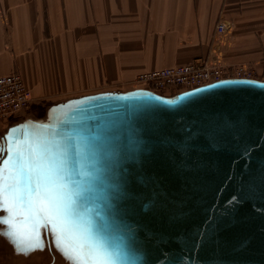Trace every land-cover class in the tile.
<instances>
[{
	"label": "water",
	"instance_id": "1",
	"mask_svg": "<svg viewBox=\"0 0 264 264\" xmlns=\"http://www.w3.org/2000/svg\"><path fill=\"white\" fill-rule=\"evenodd\" d=\"M29 122L74 137L79 211L120 264H264L263 79L70 97L0 145ZM42 239L70 264L50 229Z\"/></svg>",
	"mask_w": 264,
	"mask_h": 264
},
{
	"label": "crops",
	"instance_id": "2",
	"mask_svg": "<svg viewBox=\"0 0 264 264\" xmlns=\"http://www.w3.org/2000/svg\"><path fill=\"white\" fill-rule=\"evenodd\" d=\"M198 59L264 80V0H0V76L22 75L34 98L24 111Z\"/></svg>",
	"mask_w": 264,
	"mask_h": 264
},
{
	"label": "snow or ice",
	"instance_id": "3",
	"mask_svg": "<svg viewBox=\"0 0 264 264\" xmlns=\"http://www.w3.org/2000/svg\"><path fill=\"white\" fill-rule=\"evenodd\" d=\"M39 129V130H38ZM0 153V233L18 253L44 247L50 229L56 248L70 264H120L117 251L85 221L78 208L77 176L85 172L84 153L74 137L31 122L9 130Z\"/></svg>",
	"mask_w": 264,
	"mask_h": 264
},
{
	"label": "built area",
	"instance_id": "4",
	"mask_svg": "<svg viewBox=\"0 0 264 264\" xmlns=\"http://www.w3.org/2000/svg\"><path fill=\"white\" fill-rule=\"evenodd\" d=\"M227 30L228 26L224 22L217 25L218 32L223 33ZM227 68L220 63H209L207 60L198 59L186 64L142 72L138 75L137 84L161 94H169L166 93L167 90L179 88L184 91L223 78H257L253 74L255 70L244 65L234 66L232 74ZM33 99L32 91L27 87L20 73L12 72L1 75L0 125L27 109Z\"/></svg>",
	"mask_w": 264,
	"mask_h": 264
},
{
	"label": "rangeland",
	"instance_id": "5",
	"mask_svg": "<svg viewBox=\"0 0 264 264\" xmlns=\"http://www.w3.org/2000/svg\"><path fill=\"white\" fill-rule=\"evenodd\" d=\"M233 67L234 66H230L227 68V70L231 74L233 73V70H234ZM254 72L253 74L257 78H259L260 74L257 73V71H254ZM179 91H181V89L179 90V88L167 90L166 93H169V94H165V95H173ZM49 104L50 102L41 103L37 107V109L34 110V112L32 111L29 112V109H28L27 111L22 112V114L11 118V120H9L8 122H4L3 124L0 125V135L2 131L6 128V126L9 124H13L17 121H20L22 119H26L29 117H34V118L44 117L47 111L46 108ZM1 136H3V133ZM1 225L2 224H0V228H1ZM53 256H55V258ZM48 263L67 264L62 259L61 255L56 253L54 250L51 252L50 250L43 248V249L33 251L30 254L18 253L17 250L14 248V246L10 243L9 239L5 237V235L0 233V264H48Z\"/></svg>",
	"mask_w": 264,
	"mask_h": 264
},
{
	"label": "bare ground",
	"instance_id": "6",
	"mask_svg": "<svg viewBox=\"0 0 264 264\" xmlns=\"http://www.w3.org/2000/svg\"><path fill=\"white\" fill-rule=\"evenodd\" d=\"M138 87H142V88H147V87H144V86H138ZM154 91V90H153ZM156 92V91H155ZM157 93H159V92H157ZM6 154V153H5Z\"/></svg>",
	"mask_w": 264,
	"mask_h": 264
},
{
	"label": "flooded vegetation",
	"instance_id": "7",
	"mask_svg": "<svg viewBox=\"0 0 264 264\" xmlns=\"http://www.w3.org/2000/svg\"><path fill=\"white\" fill-rule=\"evenodd\" d=\"M0 229H3V228H0ZM2 234V233H1ZM4 235V234H3ZM53 255V254H52ZM55 258V256H53ZM48 264H53V263H48Z\"/></svg>",
	"mask_w": 264,
	"mask_h": 264
}]
</instances>
